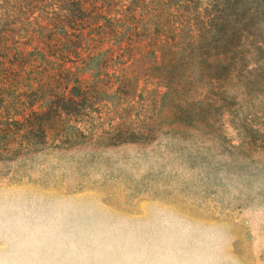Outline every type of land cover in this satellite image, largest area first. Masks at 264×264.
<instances>
[{
	"label": "rangeland",
	"instance_id": "374dc122",
	"mask_svg": "<svg viewBox=\"0 0 264 264\" xmlns=\"http://www.w3.org/2000/svg\"><path fill=\"white\" fill-rule=\"evenodd\" d=\"M0 262L264 264V0H0Z\"/></svg>",
	"mask_w": 264,
	"mask_h": 264
},
{
	"label": "trees",
	"instance_id": "16d2710c",
	"mask_svg": "<svg viewBox=\"0 0 264 264\" xmlns=\"http://www.w3.org/2000/svg\"><path fill=\"white\" fill-rule=\"evenodd\" d=\"M230 2H231V0H224L225 6H229L230 5Z\"/></svg>",
	"mask_w": 264,
	"mask_h": 264
},
{
	"label": "clouds",
	"instance_id": "9594fccd",
	"mask_svg": "<svg viewBox=\"0 0 264 264\" xmlns=\"http://www.w3.org/2000/svg\"><path fill=\"white\" fill-rule=\"evenodd\" d=\"M0 264H3V262H0Z\"/></svg>",
	"mask_w": 264,
	"mask_h": 264
}]
</instances>
